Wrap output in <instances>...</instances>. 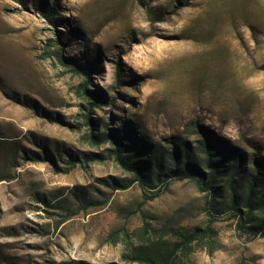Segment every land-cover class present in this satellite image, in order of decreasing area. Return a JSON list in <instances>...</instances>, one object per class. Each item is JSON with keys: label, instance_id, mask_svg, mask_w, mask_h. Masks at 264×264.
Returning a JSON list of instances; mask_svg holds the SVG:
<instances>
[{"label": "rangeland", "instance_id": "374dc122", "mask_svg": "<svg viewBox=\"0 0 264 264\" xmlns=\"http://www.w3.org/2000/svg\"><path fill=\"white\" fill-rule=\"evenodd\" d=\"M53 4L55 25L40 14ZM57 48L91 70L87 88L109 103L90 115L134 158L194 151L200 131L249 170L250 153L264 158V0H0V264H148L136 253L195 228L209 233L177 264H264V237L247 241L230 216L227 179L214 200L192 179L146 200L110 142L89 144L85 79Z\"/></svg>", "mask_w": 264, "mask_h": 264}, {"label": "trees", "instance_id": "16d2710c", "mask_svg": "<svg viewBox=\"0 0 264 264\" xmlns=\"http://www.w3.org/2000/svg\"><path fill=\"white\" fill-rule=\"evenodd\" d=\"M22 4L25 0H18ZM40 14L52 24L60 20L57 15L58 5L53 4L46 10H41ZM59 63L69 69L70 72L81 75L85 81L79 86L78 93L87 100L89 107L87 113H83V123L89 127L86 138L91 146H99L105 142H110L113 146L111 155L114 161L124 171L133 175V181H137L143 190H148L149 195L144 194V199L152 200L159 196L161 186L169 179L185 180L192 179L195 181L199 190L209 192L211 200L220 196L222 191V182L227 179L226 183L230 189L229 210L231 217L235 218L236 227L243 232L247 241L264 237V158L256 157L253 153V168L249 170L243 164L244 155L237 149L222 141L219 137L200 131V139L197 141L194 151L188 145H183L182 151H176V148L170 152H159L158 155L153 152L150 156L134 158L129 154V147L124 142V138L117 137V131L111 129L105 124L100 131L98 120L93 119L91 107H99L101 104L109 103L103 92L97 89L90 90L87 84L94 86L91 80V70L84 66L66 59L62 54V48L53 51ZM110 104L114 103L111 99ZM199 156V159L197 157ZM97 155L87 153L84 161L96 160ZM74 165V158L67 161ZM111 185L117 188H127L128 183L120 184L112 179ZM145 192V191H144ZM210 200V201H211ZM209 214L212 215L214 205L210 203ZM244 210V211H243ZM254 213H258L254 217ZM208 228L201 230L199 228L184 233L182 238L164 250L158 248L149 253L137 252V259L142 260L139 256L142 254L146 257L148 264H177L175 258L179 257L182 245L190 246L192 242H198L203 238L204 233H209Z\"/></svg>", "mask_w": 264, "mask_h": 264}]
</instances>
